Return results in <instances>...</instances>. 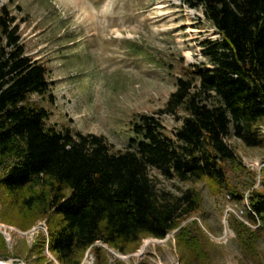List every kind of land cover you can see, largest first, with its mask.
Masks as SVG:
<instances>
[{
  "label": "trees",
  "instance_id": "1",
  "mask_svg": "<svg viewBox=\"0 0 264 264\" xmlns=\"http://www.w3.org/2000/svg\"><path fill=\"white\" fill-rule=\"evenodd\" d=\"M187 1L219 38L203 41L205 62L182 69L161 108L134 115L119 148L100 134L46 126L47 109L28 101L49 91L46 66L25 54L15 17L0 6V192L8 199L1 219L27 229L45 218L47 249L59 264H79L97 242L123 251L144 236L162 238L199 208L194 187L169 189L160 179H206L242 198L227 176L240 166L229 139L264 144V0ZM163 115L179 125L167 132ZM247 198L244 217L257 226L231 216L229 225L250 264H264L256 250L259 232L264 241V190L250 189ZM190 227L176 234L181 264L208 262Z\"/></svg>",
  "mask_w": 264,
  "mask_h": 264
},
{
  "label": "rangeland",
  "instance_id": "2",
  "mask_svg": "<svg viewBox=\"0 0 264 264\" xmlns=\"http://www.w3.org/2000/svg\"><path fill=\"white\" fill-rule=\"evenodd\" d=\"M1 5L15 17L25 54L46 66L49 91L28 97L49 112L46 126L100 134L116 148L126 146L135 114L161 108L182 69L205 62L203 41L219 38L201 9L190 7L187 0H0ZM156 59H161V66ZM160 119L167 132L179 125L167 115ZM229 142L240 166L228 167L227 176L241 193L240 200L206 179L193 183L160 179L169 189L194 187L199 208L162 238L144 236L123 251L97 242L82 253L79 264H181L176 234L184 225L203 239L208 262L200 264H250L229 218L251 229L257 226L244 217V204L250 189L264 190V144L250 147L237 138ZM2 172L0 167V176ZM6 202L0 192V236L7 251L0 260L59 264L47 249L46 219L21 229L1 219ZM41 243L39 254L35 245ZM256 250L264 261L261 232Z\"/></svg>",
  "mask_w": 264,
  "mask_h": 264
},
{
  "label": "built area",
  "instance_id": "3",
  "mask_svg": "<svg viewBox=\"0 0 264 264\" xmlns=\"http://www.w3.org/2000/svg\"><path fill=\"white\" fill-rule=\"evenodd\" d=\"M227 197H228V196H227ZM228 198H229V197H228ZM244 199H245V198H244ZM244 205H245L244 208H245L247 211H248V210L250 211V207H249L248 203L246 202V199H245V204H244ZM227 209L232 210L231 208H228V207H227ZM240 212L242 213V210H241ZM238 216L242 218L243 215H242V214H241V215L239 214ZM245 222H246V221H245ZM251 226H252V225H251ZM253 226H254V225H253Z\"/></svg>",
  "mask_w": 264,
  "mask_h": 264
},
{
  "label": "bare ground",
  "instance_id": "4",
  "mask_svg": "<svg viewBox=\"0 0 264 264\" xmlns=\"http://www.w3.org/2000/svg\"><path fill=\"white\" fill-rule=\"evenodd\" d=\"M2 264H14L12 261L10 260H0Z\"/></svg>",
  "mask_w": 264,
  "mask_h": 264
},
{
  "label": "water",
  "instance_id": "5",
  "mask_svg": "<svg viewBox=\"0 0 264 264\" xmlns=\"http://www.w3.org/2000/svg\"><path fill=\"white\" fill-rule=\"evenodd\" d=\"M1 262V261H0ZM0 264H2V263H0Z\"/></svg>",
  "mask_w": 264,
  "mask_h": 264
}]
</instances>
